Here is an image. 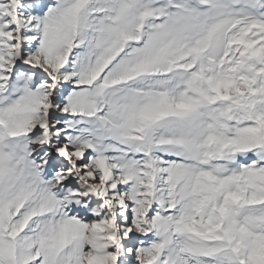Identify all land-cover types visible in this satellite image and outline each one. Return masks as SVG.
Segmentation results:
<instances>
[{"label":"snow or ice","instance_id":"1","mask_svg":"<svg viewBox=\"0 0 264 264\" xmlns=\"http://www.w3.org/2000/svg\"><path fill=\"white\" fill-rule=\"evenodd\" d=\"M0 264H264V0H0Z\"/></svg>","mask_w":264,"mask_h":264}]
</instances>
